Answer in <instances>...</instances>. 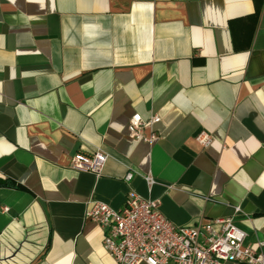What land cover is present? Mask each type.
<instances>
[{"label": "crops", "instance_id": "1", "mask_svg": "<svg viewBox=\"0 0 264 264\" xmlns=\"http://www.w3.org/2000/svg\"><path fill=\"white\" fill-rule=\"evenodd\" d=\"M79 150L107 154L100 175ZM0 177V264H118L85 211L130 191L175 224L230 216L255 248L264 0H0Z\"/></svg>", "mask_w": 264, "mask_h": 264}, {"label": "built area", "instance_id": "2", "mask_svg": "<svg viewBox=\"0 0 264 264\" xmlns=\"http://www.w3.org/2000/svg\"><path fill=\"white\" fill-rule=\"evenodd\" d=\"M159 119L153 115L144 120L139 113L132 114L127 124L129 136L152 141L155 133L146 134L145 128ZM195 139L203 147L212 141L204 130ZM106 159L102 151L79 150L71 156L70 167L97 176ZM131 177V172L125 176L127 180ZM85 216L102 230L103 247L118 264H264V239L255 248L244 245L245 232L230 216L175 224L163 214L158 199L142 197L135 191L128 192L119 208L96 200Z\"/></svg>", "mask_w": 264, "mask_h": 264}, {"label": "trees", "instance_id": "3", "mask_svg": "<svg viewBox=\"0 0 264 264\" xmlns=\"http://www.w3.org/2000/svg\"><path fill=\"white\" fill-rule=\"evenodd\" d=\"M11 184L12 183L9 180L0 177V187H2V186H9Z\"/></svg>", "mask_w": 264, "mask_h": 264}]
</instances>
